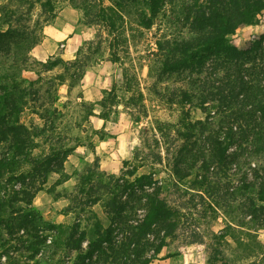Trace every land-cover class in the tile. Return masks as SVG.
Listing matches in <instances>:
<instances>
[{"label": "rangeland", "instance_id": "obj_1", "mask_svg": "<svg viewBox=\"0 0 264 264\" xmlns=\"http://www.w3.org/2000/svg\"><path fill=\"white\" fill-rule=\"evenodd\" d=\"M118 1L0 0V29H7L5 15L14 11L20 24L15 26L36 35L16 59L0 51V75L19 70L37 80L32 90L39 95L54 92L53 100L34 97L22 122L42 127L45 119L35 109L43 103L57 108L51 117L56 130L47 134L52 142L61 139L74 147L64 173L51 175L33 200L53 226L41 232L45 243L34 252L20 237L23 230L5 233L0 264H142L144 258L153 264H264V214L253 220L243 208V171L235 165L203 170L196 160L186 177L175 173L185 144L181 132L189 121L207 116L206 109L179 103L185 83L150 72L157 39L175 31L177 4L167 5L153 26L144 28L137 12L147 6H117ZM110 6L119 12L114 32L96 15ZM263 32L264 24L248 26L235 39L245 45ZM50 59L63 63L45 70L42 63ZM45 134L35 154L49 151ZM142 175L147 179L139 182ZM157 189L177 210V229L168 237L156 229L141 245L130 242ZM114 200L124 206L122 219L113 213ZM6 239L16 241L10 251L2 247Z\"/></svg>", "mask_w": 264, "mask_h": 264}, {"label": "trees", "instance_id": "obj_2", "mask_svg": "<svg viewBox=\"0 0 264 264\" xmlns=\"http://www.w3.org/2000/svg\"><path fill=\"white\" fill-rule=\"evenodd\" d=\"M125 2L147 6V11L137 12L144 28H151L167 5L178 7L174 33L156 41L150 72L185 83L178 93L179 103L188 110L206 109L207 116L189 121L181 132L185 144L177 156L175 173L186 177L196 160L202 161L203 170L212 165H235L244 176L239 194L243 208L253 220L259 219L264 214V32L245 45L235 35L239 29L264 24V0H119L117 6ZM117 12L110 6L96 15L114 32ZM17 20L14 11H8L3 22L7 29H0V51L15 59L27 52L25 44L33 45L36 40L29 27L15 26L19 24ZM62 61L50 59L42 64L45 70H52ZM36 82L22 76L19 70L0 75V237L23 230L20 237H26L28 250L34 252L45 243L41 232L53 226L39 213L33 200L51 175L64 173L65 162L74 149L61 139L52 142L53 136L47 134L56 130L51 117L60 112L57 108L44 103L34 108L45 119L42 127L22 122V113L30 102L36 104L35 99H40V90H32ZM53 94L47 89L39 97L47 95L48 100H53ZM44 133L48 135L45 139L49 140V151L35 154L40 147L38 138ZM184 162L186 165L181 166ZM247 169H251L252 178ZM137 179L140 182L147 176ZM231 194L235 197L236 191ZM147 205L143 220L134 226L129 239L137 245L156 229V233L164 231L163 237L172 235L180 223L177 210L162 197L160 189L149 196ZM113 213L118 219L124 218V206L115 200ZM84 237L82 232L77 245ZM15 239H6L2 247L10 251ZM163 241L164 238L161 245ZM151 261L144 258L142 264H153Z\"/></svg>", "mask_w": 264, "mask_h": 264}]
</instances>
